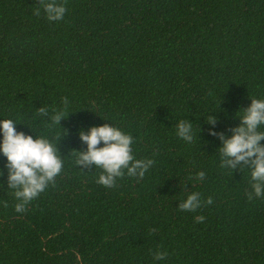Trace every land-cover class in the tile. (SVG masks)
Wrapping results in <instances>:
<instances>
[{
    "label": "trees",
    "instance_id": "16d2710c",
    "mask_svg": "<svg viewBox=\"0 0 264 264\" xmlns=\"http://www.w3.org/2000/svg\"><path fill=\"white\" fill-rule=\"evenodd\" d=\"M0 264H264V0H0Z\"/></svg>",
    "mask_w": 264,
    "mask_h": 264
}]
</instances>
